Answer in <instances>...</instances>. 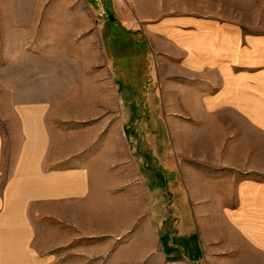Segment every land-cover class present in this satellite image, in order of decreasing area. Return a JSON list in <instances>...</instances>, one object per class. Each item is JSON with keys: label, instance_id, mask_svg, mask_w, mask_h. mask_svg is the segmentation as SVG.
<instances>
[{"label": "crops", "instance_id": "obj_1", "mask_svg": "<svg viewBox=\"0 0 264 264\" xmlns=\"http://www.w3.org/2000/svg\"><path fill=\"white\" fill-rule=\"evenodd\" d=\"M216 1L88 0L113 110L102 85L62 97L46 74L32 97L0 90V264H62L78 245L94 259L131 241L138 264H264V30L207 13ZM18 2L0 0V68L35 65L10 58L45 31ZM177 115L180 146L208 164L196 177L171 154Z\"/></svg>", "mask_w": 264, "mask_h": 264}, {"label": "rangeland", "instance_id": "obj_2", "mask_svg": "<svg viewBox=\"0 0 264 264\" xmlns=\"http://www.w3.org/2000/svg\"><path fill=\"white\" fill-rule=\"evenodd\" d=\"M210 2L212 9L207 10V13L219 15L223 18L235 19L243 25L247 30H264V0H221ZM96 8V3H92ZM38 5V7H37ZM17 9L20 12L29 14L30 19L33 15H37L42 18L41 27L45 28V31L39 32L35 36H29V39L37 38L40 41L39 48L34 47L30 53L22 56V51L14 54L13 58L20 60L21 58L30 59L36 61L32 66H20V61L13 66H1L0 76L4 78V75H21L26 77L31 76L28 83L21 84L17 82L21 79H16L14 82L11 80L8 84L0 83V90H5L6 85H9L11 91L13 89H19L18 94H22L24 89L29 88L28 94L33 96L35 90L41 86V80L39 74H46L49 76L50 82H43L47 90L53 91L54 79L60 80V84L56 82V85L60 86L62 97H68L69 92L73 91V95L77 98L83 90H93L102 85L103 89L107 91V98L111 110L117 107V103L114 97V86L112 80L106 82V58L102 52L99 42V22L97 21V12L93 9L88 0H46L44 3L36 4L30 1L21 0L16 4ZM110 13L108 14V16ZM29 19V20H30ZM27 20V24H29ZM5 37V36H2ZM27 37V36H26ZM11 46L12 43H11ZM1 47L0 54L3 55V59L7 57V51ZM13 52H10L12 55ZM8 59V58H7ZM13 72V73H12ZM104 74V76H100ZM34 76V77H32ZM101 78H104V82L101 84ZM100 80L99 83L96 81ZM24 87V88H23ZM94 87V88H93ZM21 88H23L21 90ZM16 92V91H15ZM13 91V93H15ZM28 95V96H29ZM75 98V99H76ZM74 99V100H75ZM76 102V100H75ZM166 117V116H165ZM169 119V116H167ZM187 117V116H186ZM185 120V116H175L174 119V132H176L179 145L172 147L171 154L179 158V166H182L181 160L186 161L184 167L186 172H191V176L196 177L199 167H207L208 164H203V158L198 153V147L180 146L183 136L182 128L188 126ZM193 126V124H192ZM196 127V126H195ZM195 127H190L194 128ZM194 131V130H191ZM191 131H185L187 133ZM194 133L193 135H195ZM192 135V136H193ZM191 135L189 137H192ZM111 138L120 140L121 137L118 132L111 131ZM186 138H188L186 136ZM196 138V135L193 137ZM117 149V148H116ZM175 149L176 152L173 150ZM122 153L123 148H118ZM157 154L169 158V145L167 147L158 148ZM156 155L155 153H153ZM126 171L131 172L134 170L133 165L129 164V148L126 147ZM157 157V156H156ZM112 158V157H111ZM112 161V159H111ZM157 161L160 159L157 157ZM202 161V162H201ZM254 175H262V172H252ZM203 197V196H202ZM213 196H211L212 199ZM107 244H102L101 253L97 254L94 259H85L80 251L82 246L78 245L79 252L76 253V258L72 260L66 256L62 259V264H138L139 260L137 252L134 250L136 246L134 242H129L123 246L122 249L116 250L110 248V251L105 252L104 247ZM103 252V253H102ZM101 255V256H100ZM110 256V258H108ZM142 264H150L149 261H141ZM140 263V264H141ZM154 264H162L160 258L155 259Z\"/></svg>", "mask_w": 264, "mask_h": 264}, {"label": "built area", "instance_id": "obj_3", "mask_svg": "<svg viewBox=\"0 0 264 264\" xmlns=\"http://www.w3.org/2000/svg\"><path fill=\"white\" fill-rule=\"evenodd\" d=\"M99 15L101 18H103L105 16V13L103 11H101Z\"/></svg>", "mask_w": 264, "mask_h": 264}, {"label": "water", "instance_id": "obj_4", "mask_svg": "<svg viewBox=\"0 0 264 264\" xmlns=\"http://www.w3.org/2000/svg\"><path fill=\"white\" fill-rule=\"evenodd\" d=\"M113 19V18H112Z\"/></svg>", "mask_w": 264, "mask_h": 264}]
</instances>
